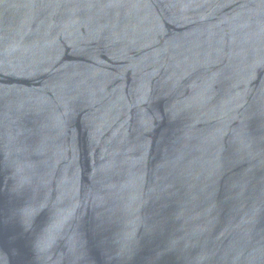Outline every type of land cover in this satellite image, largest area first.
<instances>
[{"label":"water","instance_id":"95a60500","mask_svg":"<svg viewBox=\"0 0 264 264\" xmlns=\"http://www.w3.org/2000/svg\"><path fill=\"white\" fill-rule=\"evenodd\" d=\"M0 264H264V0H0Z\"/></svg>","mask_w":264,"mask_h":264}]
</instances>
